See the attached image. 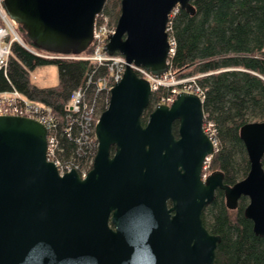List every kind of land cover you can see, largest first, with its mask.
Segmentation results:
<instances>
[{"label":"water","instance_id":"1","mask_svg":"<svg viewBox=\"0 0 264 264\" xmlns=\"http://www.w3.org/2000/svg\"><path fill=\"white\" fill-rule=\"evenodd\" d=\"M106 1L4 0V7L31 46L81 55ZM192 1L121 0L106 50L128 66L96 125L86 178L76 170L61 175L48 160V130L38 120L0 116V264H214L221 237L202 215L217 190L231 211L247 197L244 215L264 237V122L240 129L250 170L233 185L221 170L205 173L217 147L198 95L179 93L142 122L152 87L131 64L156 76L169 70L170 15L177 6L195 14Z\"/></svg>","mask_w":264,"mask_h":264},{"label":"trees","instance_id":"2","mask_svg":"<svg viewBox=\"0 0 264 264\" xmlns=\"http://www.w3.org/2000/svg\"><path fill=\"white\" fill-rule=\"evenodd\" d=\"M120 2L107 0L102 11L116 23ZM192 4L195 14L180 8L172 17L176 50L170 69L177 78L199 76L197 85L205 95V124L213 123L216 130L212 168L221 170L225 183L233 185L250 170L240 129L248 123L264 122V0H193ZM50 64L58 68L59 83L52 87L33 84L31 73ZM106 71L105 66L87 60L43 59L15 42L7 70L0 69V92L17 89L30 100L49 106L55 117L53 131L62 162L84 165L94 149L81 145V119L67 107L72 93L79 89L91 105L96 100L97 78ZM164 92L161 88L152 94L142 117L144 125ZM105 95L97 99L101 112L108 106L109 94ZM262 163L264 167V157ZM248 203V198L242 197L237 210L231 211L224 192L218 190L205 207L204 225L221 237L214 264H264V237L255 234L253 222L244 215Z\"/></svg>","mask_w":264,"mask_h":264},{"label":"built area","instance_id":"3","mask_svg":"<svg viewBox=\"0 0 264 264\" xmlns=\"http://www.w3.org/2000/svg\"><path fill=\"white\" fill-rule=\"evenodd\" d=\"M180 7H176L169 19L167 32L171 45L170 61L175 54L176 42L173 36L172 17L178 12ZM110 16L105 13H100L96 17L93 42L91 44L90 52L83 55L73 54H59L34 47H27L20 40L21 36L17 30V24L12 20L4 7V0H0V69L5 71L8 68L10 57L13 51V44L15 42L21 44L34 55L47 60H87L94 63L96 66H105L107 68L106 74L97 78V88L95 89L96 100L90 105L86 99L85 93L82 89L76 90L72 93L67 109L75 115L76 119H81V133L79 140L81 145L86 147H93L92 155L86 159V163H75L70 160L63 163L60 158L62 152L59 147L58 140L54 135L53 124L55 121L52 109L44 103L30 100L26 95L17 89L0 92V116H18L38 120L48 130V153L47 158L53 162L61 175L66 174L72 170H76L82 178H86L90 169L93 166L94 158L98 150V141L95 136V128L101 115L100 107L97 106V99L99 96L109 94L114 85L122 79L124 72L128 66L126 58L117 53L114 55L108 54L106 46L109 38L116 32L117 23H112ZM139 77L148 80L152 87V94L157 93L161 88L166 92L161 93L155 106L171 105L179 93H194L204 100V91L197 85V78L199 76L179 77L176 79L175 74L170 69L160 76L154 75L150 70L143 66L131 64ZM91 79H89L90 81ZM91 82H88V84ZM89 86V85H88ZM106 96V95H105ZM108 100V104H109ZM69 120L72 116H67ZM74 122L71 121L70 125ZM205 132L214 142L217 147L216 130L213 123L209 122L204 125Z\"/></svg>","mask_w":264,"mask_h":264},{"label":"rangeland","instance_id":"4","mask_svg":"<svg viewBox=\"0 0 264 264\" xmlns=\"http://www.w3.org/2000/svg\"><path fill=\"white\" fill-rule=\"evenodd\" d=\"M120 5H121V2H120ZM111 22L114 23V24L116 23L115 20H112ZM18 27H20V26H17V30H18V33L20 34L21 38L25 41L26 46L31 48V43L27 39L25 31L21 32L18 29ZM175 77H176V74H175ZM176 79H178V78L176 77ZM31 81H32L33 84L37 85L38 87H52V86H56L59 83V75H58L57 66L54 65V64H50V65H44V66L38 67L36 70H34L31 73ZM100 111H101V108H100ZM212 165H213L212 164V160H209V162H207V164L205 165V168H206L205 173H206V175H208V174H210V173H212L213 171L216 170V169L212 168Z\"/></svg>","mask_w":264,"mask_h":264},{"label":"flooded vegetation","instance_id":"5","mask_svg":"<svg viewBox=\"0 0 264 264\" xmlns=\"http://www.w3.org/2000/svg\"><path fill=\"white\" fill-rule=\"evenodd\" d=\"M153 111V110H152ZM151 111V112H152ZM150 112V113H151ZM150 115V114H149ZM149 118V117H148ZM148 121V120H147ZM179 128H180V122L178 120L174 121V124H173V133L176 137V139H180V133H179ZM218 191V190H217ZM173 200L172 199H169L167 200V206H168V209H171L173 207ZM175 214V211H172V215ZM110 224L112 225L111 223V220H110ZM113 226V225H112Z\"/></svg>","mask_w":264,"mask_h":264},{"label":"bare ground","instance_id":"6","mask_svg":"<svg viewBox=\"0 0 264 264\" xmlns=\"http://www.w3.org/2000/svg\"><path fill=\"white\" fill-rule=\"evenodd\" d=\"M24 45H26L25 41L21 38L20 40Z\"/></svg>","mask_w":264,"mask_h":264}]
</instances>
